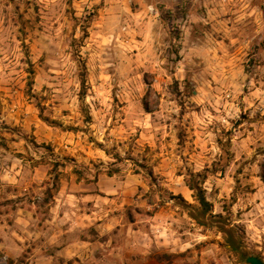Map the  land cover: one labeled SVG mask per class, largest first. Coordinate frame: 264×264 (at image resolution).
I'll return each instance as SVG.
<instances>
[{
    "label": "rangeland",
    "instance_id": "rangeland-1",
    "mask_svg": "<svg viewBox=\"0 0 264 264\" xmlns=\"http://www.w3.org/2000/svg\"><path fill=\"white\" fill-rule=\"evenodd\" d=\"M251 1L262 12L239 26V0H0V109L28 105L52 132L53 141L37 145L31 131L15 128L30 143V165H46L47 183L74 168L84 180L104 175L109 195L100 193L99 204L133 226L167 199L177 204L188 174L205 172L213 213L264 263V0ZM88 147L101 156L83 160ZM49 185L37 189L40 198ZM121 191L129 200H117ZM32 206L38 218L22 225L14 204L0 201V264L28 263L32 231L49 207L36 198ZM190 223L175 228L191 243L186 251L121 256L131 264H247L216 229ZM165 253L170 263L152 258Z\"/></svg>",
    "mask_w": 264,
    "mask_h": 264
},
{
    "label": "crops",
    "instance_id": "crops-1",
    "mask_svg": "<svg viewBox=\"0 0 264 264\" xmlns=\"http://www.w3.org/2000/svg\"><path fill=\"white\" fill-rule=\"evenodd\" d=\"M254 9L261 14V7L251 0H239V26L249 20V12ZM28 107L14 110L7 106L0 109V201L14 204L13 210L22 225L27 219H37L40 214L33 210L34 198L41 199L43 205L49 206L41 214L42 226L32 231L38 237V242L30 247L27 264H119L117 261L122 258L126 261L122 264H131L126 260V255L121 256L122 251L130 256L149 254L155 248L174 253L186 251L191 246L188 238L183 239V233H178L175 228L180 219L192 223L186 212L168 199L149 215L146 225L133 226L135 223L129 220L120 225L115 216H109L107 207L99 204L104 198L100 193L109 195L101 189L102 183L108 182L101 178L104 175L89 181L71 172L59 180L47 201L40 198L37 189L49 185L45 182L46 165H30L35 160L25 157L30 143L15 128L20 127L23 132L31 131L37 145L53 141L52 132L42 128L34 115L27 114L30 111ZM31 125L38 129L31 130ZM86 153L85 158L81 155L83 160H90V156L93 159L101 156L98 150H91L90 147ZM178 193L186 202H192L190 190L185 184L179 186ZM128 196L126 191H121L117 200L120 197L129 200ZM108 200L115 202V197ZM118 235L126 242L122 247L115 243Z\"/></svg>",
    "mask_w": 264,
    "mask_h": 264
},
{
    "label": "trees",
    "instance_id": "trees-1",
    "mask_svg": "<svg viewBox=\"0 0 264 264\" xmlns=\"http://www.w3.org/2000/svg\"><path fill=\"white\" fill-rule=\"evenodd\" d=\"M82 85H84V79H82ZM84 88V87H83ZM84 95L83 91L81 96ZM43 122H49L47 118H42ZM218 165L214 163L212 167L214 169L211 172H216L217 169L215 166ZM221 170V169H220ZM204 171H208L206 168ZM73 173L80 175L79 170L76 168L73 169ZM78 177V176H77ZM260 177L264 182V166L261 169ZM57 176L53 175V180L49 181L50 187L45 190V198L44 201H47L51 196V190H55L57 187ZM207 176L205 172L202 173H190L188 174L187 180H185V184L188 189L191 191V197L194 201V204H189L186 202L181 195L174 196V199L177 201V204L186 212L189 219L198 227L203 229H216L217 232L224 236L225 245L232 252L237 253L239 259L245 262L246 258L250 255L240 246V238L238 237L235 227L228 226L229 220L228 218L223 217L221 214L213 213V204L206 198V192L203 188V183L205 182ZM170 254H155L152 258H154L158 262L170 263L169 258Z\"/></svg>",
    "mask_w": 264,
    "mask_h": 264
},
{
    "label": "water",
    "instance_id": "water-1",
    "mask_svg": "<svg viewBox=\"0 0 264 264\" xmlns=\"http://www.w3.org/2000/svg\"><path fill=\"white\" fill-rule=\"evenodd\" d=\"M247 264H264L262 260L254 255L248 256L245 260Z\"/></svg>",
    "mask_w": 264,
    "mask_h": 264
}]
</instances>
